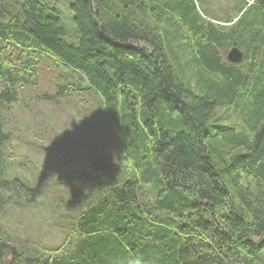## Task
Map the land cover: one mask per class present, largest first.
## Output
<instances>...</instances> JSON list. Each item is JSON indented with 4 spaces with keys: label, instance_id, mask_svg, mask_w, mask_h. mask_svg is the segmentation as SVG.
<instances>
[{
    "label": "trees",
    "instance_id": "obj_1",
    "mask_svg": "<svg viewBox=\"0 0 264 264\" xmlns=\"http://www.w3.org/2000/svg\"><path fill=\"white\" fill-rule=\"evenodd\" d=\"M72 1L73 34L55 4L0 0V110L64 68L50 95L95 94L125 154L121 170L71 161L96 194L74 252L42 264H264V0H243L241 30L197 23L194 0ZM10 138L0 119V218L6 189L25 196L5 178Z\"/></svg>",
    "mask_w": 264,
    "mask_h": 264
},
{
    "label": "rangeland",
    "instance_id": "obj_2",
    "mask_svg": "<svg viewBox=\"0 0 264 264\" xmlns=\"http://www.w3.org/2000/svg\"><path fill=\"white\" fill-rule=\"evenodd\" d=\"M44 1L62 9L73 34V1ZM194 3L196 11L191 16L197 23L210 20L223 29L243 14L240 12L243 0H194ZM247 14L237 22V30L248 26L251 14ZM65 71L44 68L38 86L20 88V101L0 110V119L11 136L3 149L5 178L18 179L17 186L25 194L16 197L10 190L4 191L7 202L0 218V239L9 251L7 262L13 264L64 259L66 250L76 249L80 236L71 230L74 216L95 196L96 189L82 176L73 175L69 169L71 161L103 155L118 170L123 169L125 154L105 125L97 96L50 95L56 94V83L61 78L58 73ZM22 183L37 192L32 195Z\"/></svg>",
    "mask_w": 264,
    "mask_h": 264
},
{
    "label": "water",
    "instance_id": "obj_3",
    "mask_svg": "<svg viewBox=\"0 0 264 264\" xmlns=\"http://www.w3.org/2000/svg\"><path fill=\"white\" fill-rule=\"evenodd\" d=\"M243 57H244L243 51L237 46H233L229 50L228 55H227V59L233 63L241 62L243 60Z\"/></svg>",
    "mask_w": 264,
    "mask_h": 264
},
{
    "label": "crops",
    "instance_id": "obj_4",
    "mask_svg": "<svg viewBox=\"0 0 264 264\" xmlns=\"http://www.w3.org/2000/svg\"><path fill=\"white\" fill-rule=\"evenodd\" d=\"M243 3H244V2H243ZM243 3H242V4H243ZM221 23H222V22H221ZM226 23H231V21H230V22H225V24H226Z\"/></svg>",
    "mask_w": 264,
    "mask_h": 264
}]
</instances>
